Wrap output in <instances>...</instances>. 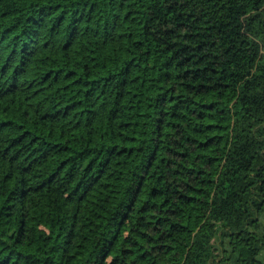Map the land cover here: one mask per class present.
Here are the masks:
<instances>
[{
	"label": "trees",
	"instance_id": "1",
	"mask_svg": "<svg viewBox=\"0 0 264 264\" xmlns=\"http://www.w3.org/2000/svg\"><path fill=\"white\" fill-rule=\"evenodd\" d=\"M0 264H264V0H0Z\"/></svg>",
	"mask_w": 264,
	"mask_h": 264
}]
</instances>
